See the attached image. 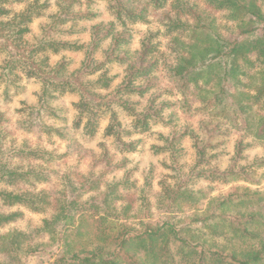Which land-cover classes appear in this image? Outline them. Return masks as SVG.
Masks as SVG:
<instances>
[{"label": "trees", "instance_id": "16d2710c", "mask_svg": "<svg viewBox=\"0 0 264 264\" xmlns=\"http://www.w3.org/2000/svg\"><path fill=\"white\" fill-rule=\"evenodd\" d=\"M102 1L107 3L121 26L126 22H146L149 14L160 11V22L164 35L169 38L173 61L168 64L162 60L161 53L159 58L154 56L158 54V48L152 35L140 42L137 51L120 56L119 49L128 40L122 37L123 32L113 28L112 23L92 26L87 46L49 36L32 43L27 39L29 26L47 9V3L0 0V55H3L0 82L5 84V98L9 88L16 95L21 88L20 82L37 80L43 89L37 115L42 109L47 116L57 117V111L47 105L46 98H54V93L58 96L76 93L79 99L75 105L74 127L82 125L88 135L95 134L98 126L95 110H111L114 106L131 118V125L129 129H120L121 123L111 110V120L104 133L115 138L121 154H130L136 151L140 140L125 139L143 135L152 125L161 122L162 106H167L162 102L154 104L151 100L139 110L129 100L134 95L144 97L153 87L151 81H154L153 76L159 71L160 64L171 80L180 81L184 102L191 98L201 109L215 112L210 120L217 116L216 112L225 117L239 112L248 130L256 126L255 138L264 140V0ZM169 2L170 9H165ZM20 3H23L21 9L13 11L10 8L12 4ZM70 9L66 7L64 15L72 17L73 21L90 15L88 9L74 13H70ZM105 40L109 41L108 47L102 59L97 61L93 53ZM82 49H86L85 58L73 72H68V63L63 58L49 64L50 56ZM162 55L166 57V53ZM118 61L125 66L124 74L121 82L112 88L114 78L108 76L105 67ZM100 90L107 92L103 94ZM26 109H30L28 116L35 110L26 107L18 113ZM229 109L231 112L227 115ZM255 110L261 114H253ZM5 123L4 114L0 112V147L7 134V127L2 128ZM20 124L33 132V120L26 119ZM39 125L46 135L60 134L45 123L39 121ZM220 125L215 123L208 132L217 131ZM181 137V134L172 133L169 150L173 153L175 141ZM193 141L197 161L191 176L172 188L163 187L162 199L159 198L162 202L155 207V214L149 212L147 204H142V209L141 205L137 206V200L125 191V187L122 188L130 185L129 179L101 187L104 175L89 170L88 178L82 184L71 182L67 185V192L62 189L57 194L50 189L35 191L13 187L20 181L31 183L29 170L3 171L0 184L9 187L0 188V228L22 216L21 211H3V208L20 207L32 213H47L48 218L32 232L12 230L0 233V254L7 258V264H25L22 257L15 254L17 250L25 245L26 253L33 252L35 245L30 243L36 238H46L45 244L37 251L40 264H264V212H261L264 194L260 190L247 189L239 195L235 187L209 198L208 192L202 194L191 190L188 184L197 178L224 182H228V174L234 175L233 180L240 178V173L234 169L225 172L202 169L200 166L206 163V147L199 146L196 137ZM237 146L235 159L243 151L241 141ZM76 149L79 153L80 149ZM102 149L100 158L91 159L92 169L111 164L107 150ZM123 167L124 163H118L109 172ZM197 167L200 172H194ZM42 176L46 175L36 174L34 179L43 182ZM119 187L121 191H118ZM77 189L82 193L98 191L99 195L82 200ZM117 192L121 193L115 195ZM257 205L260 209L255 211L253 208ZM163 212L177 214L181 220L176 224L163 220L158 217ZM195 225L200 227L194 229ZM206 231L228 243H214Z\"/></svg>", "mask_w": 264, "mask_h": 264}, {"label": "rangeland", "instance_id": "374dc122", "mask_svg": "<svg viewBox=\"0 0 264 264\" xmlns=\"http://www.w3.org/2000/svg\"><path fill=\"white\" fill-rule=\"evenodd\" d=\"M71 1L73 2L70 6ZM39 2H46L48 7L29 26L30 34L27 35V39L32 43L42 37L49 36L87 46L90 43L89 31L92 26H105L108 23H112L114 24L113 28L115 27L118 32H123L122 37L128 40L127 43L121 45L119 49L120 56L137 51L140 49V42L146 36L152 35V41L158 48V54L154 56L159 58V53H161L162 60L164 59L168 64L173 61V54L169 50L171 44L168 36L164 35V29L160 22V11L155 14H149L146 22H126L125 26H121L116 22L107 3L102 0H91L90 2L86 0H39ZM170 3L167 4L165 9H170ZM22 7L23 3L10 6L13 11ZM66 7L71 8L70 13L88 9L87 11L90 15L78 21H73L71 20L72 17H65ZM65 20L68 21L66 22ZM108 44L109 41L105 40L95 48L93 53L95 60L100 61L102 59ZM85 53L86 49H82L79 52H61L50 56L49 64H54L63 58L68 63V72H73L80 67L85 58ZM163 53H166V57L162 55ZM2 60L3 55H0V64ZM158 67L159 71L154 74V81H151L153 87L144 94V97L140 98L134 95L129 97V100L134 102L139 110L150 104L151 100H154V104L162 102L167 104V106H162L161 122L152 125L149 131L143 135H133L130 138L128 137L129 139H125V141L140 140L136 151L130 154H121L114 140L115 138L106 136L104 133L105 127L111 120V110L115 111L117 121L121 123L119 128L129 129L131 118L126 116L120 109L112 106L111 110H95L98 126L95 134L88 135L84 133L82 125L79 128L74 127V119L77 115L75 105L79 99L76 93H66L63 96H58L54 93V98H46L47 105L57 111V117L47 116L42 109L39 117L37 110H40L41 103L39 98L43 90L40 82L34 79L20 82L21 88L16 95L13 94L12 88H9L7 96L10 101L8 102L9 98H5L6 95L3 93L5 84L0 82V112L4 114L6 121L2 128L7 127L6 137L2 140L0 147V169L4 167L3 170H0V174L3 171H11L13 169L18 171H21L20 169L29 170L31 172L29 177V179L31 178V183L24 184V181H20L13 187L20 190L30 188L35 191L50 189L57 194L62 189L67 192V185H71V182L78 185L82 184L81 182L88 178L89 170L94 171L97 175L101 173L104 175L101 187L107 183L126 182L129 179L130 185L128 183L122 188L125 187V191H128V194L137 200V206L141 205L142 209V204H147L149 212L155 214V207L162 202L159 198L162 197L163 187L172 188L174 184L179 181H187L188 177L191 176L190 172L197 161L193 146V137H196L198 145L206 147V163L200 166L202 169H218L220 172L234 169L238 170L240 178L233 180L234 175L232 174H228L229 176L226 179L228 182L220 179L197 178L189 182L188 185L191 190L194 192L200 191L202 194L208 192L209 198L227 193V191L235 187H237L239 195L246 192L247 189L260 190L264 194V140L255 138L256 134L254 131L256 126L248 130L244 117L239 112L231 113L230 116L226 117L216 112L217 116L210 120L212 115H215V112L201 109L200 105L192 101L191 98H189L188 102H184L180 93V81L171 80L166 69L160 64ZM124 69L125 66L120 61L106 65L105 70H107L108 76L114 78L112 88L121 82ZM99 92L104 94L107 91L100 90ZM26 107L35 109L32 111L33 114L31 116H28L30 109H26L25 113H18L20 109ZM230 112L231 109L228 110L227 115ZM254 112L261 114L257 110L253 111V114ZM26 119L33 120V127L30 126L33 132H30V129L26 128V126H21L20 123ZM39 121L56 129L61 136L53 132L46 135L42 132ZM215 123L221 124L220 129L208 132L209 129H213ZM172 133L182 135L179 141H175V153L169 150ZM238 141H241L243 151L235 159ZM76 148H79L81 153H78ZM102 148L107 150L111 164L107 166L100 165L92 169L91 159L100 158L103 151ZM29 152H34V154L28 155ZM63 154H66L64 158L59 157ZM118 163H124V167L109 172L110 168ZM200 167H197L194 172H198ZM36 174L46 175L42 176L45 181L36 182L34 179ZM91 181L94 180L91 179ZM78 185H76V188L79 187ZM7 187L9 186L0 184V188ZM120 189L119 187L118 191H121ZM77 190L78 193L82 194V200L99 195L98 191L82 193L79 192L80 189ZM99 191H101V188ZM119 193L121 192H117L115 195ZM143 199L145 200L144 202ZM258 207L260 206L257 205L253 209L258 211L260 209ZM2 210H18L22 212V216L14 222L1 227V234L12 230L32 232L41 226L43 219L48 218L47 213H32L20 207L3 208ZM261 212H264L263 208ZM158 217L174 224L181 220L179 215L173 213L167 215L163 212L158 214ZM230 219L233 220L231 216ZM199 227L195 225L194 229ZM206 232L214 243H228L226 240L224 241V239L213 235L210 231ZM45 242L46 238H36L30 243L35 245L33 252L26 253V247L22 245L15 254L22 257V261L25 264H40L37 251L42 248ZM0 263H8L7 258L1 254Z\"/></svg>", "mask_w": 264, "mask_h": 264}]
</instances>
